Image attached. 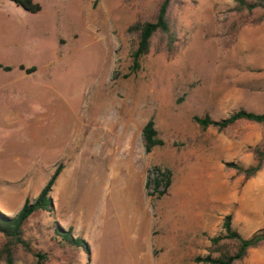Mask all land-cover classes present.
Here are the masks:
<instances>
[{
  "label": "rangeland",
  "instance_id": "rangeland-1",
  "mask_svg": "<svg viewBox=\"0 0 264 264\" xmlns=\"http://www.w3.org/2000/svg\"><path fill=\"white\" fill-rule=\"evenodd\" d=\"M35 1L42 8L32 13L0 0V64L11 66L0 68V211L16 215L61 167L53 210L24 226L33 251L47 264H206L195 258L211 252L228 214L245 237L264 231V167L245 180L227 166L255 163L264 124L219 130L193 119L264 112L260 12L236 13L235 0H178L174 49L157 34L126 76L138 41L128 28L153 19L161 0ZM151 119L165 143L146 152ZM154 166L172 171L160 197L146 187ZM34 260L20 250L14 264ZM234 264H264V243Z\"/></svg>",
  "mask_w": 264,
  "mask_h": 264
},
{
  "label": "trees",
  "instance_id": "trees-1",
  "mask_svg": "<svg viewBox=\"0 0 264 264\" xmlns=\"http://www.w3.org/2000/svg\"><path fill=\"white\" fill-rule=\"evenodd\" d=\"M17 5L22 6L29 12L36 13L41 10L40 3L35 0H12ZM178 0H161L155 17L147 21H137L129 26L128 31L134 33L138 37L137 45L132 51V64L130 72L126 76L136 73L141 68L142 58L149 53L152 40L157 34H162L166 39V47L172 51L176 41V31L170 21V8L173 3ZM233 11L239 14H252L256 11L260 15L253 21L258 24L264 21V0H235ZM0 68L11 70V66L0 64ZM22 68V66H21ZM194 121L203 128L214 126L219 130H225L230 126L240 122L249 121L258 124H264V112L258 113L241 108L232 112L229 116L214 120L209 114L201 117L195 115ZM143 142L146 152H151L156 146L164 145L165 141L158 136L155 122L151 119L143 128ZM255 163L248 167H243L234 162L227 163V166L237 169L244 175V179L248 180L260 172L264 167V146L256 145L252 148ZM61 172L58 167L51 175L46 185L43 187L39 195L31 199H26L21 209L16 215L10 216L0 211V262L5 264H14L19 259V252L23 250L26 253H32L35 260L34 264H47L48 255L44 252H34L30 241L25 237V224L29 218L35 213L45 210H53V201L51 192L53 186ZM172 184V171L168 168L154 166L148 175L146 187L150 196H163L168 193ZM65 239L72 244L80 247H86V243L81 238L73 239L70 233L64 235ZM233 243L234 251L223 249L225 243ZM211 252L205 256L195 258L198 262L206 264H234L243 260L250 249L258 247L264 243V231H258L250 237L243 236L234 226L233 217L228 214L222 223V231L212 237ZM218 255L214 256V253Z\"/></svg>",
  "mask_w": 264,
  "mask_h": 264
},
{
  "label": "bare ground",
  "instance_id": "bare-ground-1",
  "mask_svg": "<svg viewBox=\"0 0 264 264\" xmlns=\"http://www.w3.org/2000/svg\"><path fill=\"white\" fill-rule=\"evenodd\" d=\"M104 205H105L104 198H102L100 201L95 202L94 207H93L94 219L104 215V208H105Z\"/></svg>",
  "mask_w": 264,
  "mask_h": 264
},
{
  "label": "water",
  "instance_id": "water-1",
  "mask_svg": "<svg viewBox=\"0 0 264 264\" xmlns=\"http://www.w3.org/2000/svg\"><path fill=\"white\" fill-rule=\"evenodd\" d=\"M53 208H54V204H53Z\"/></svg>",
  "mask_w": 264,
  "mask_h": 264
}]
</instances>
